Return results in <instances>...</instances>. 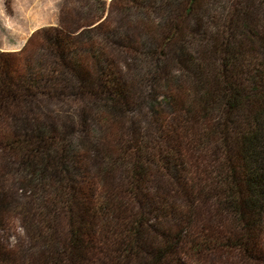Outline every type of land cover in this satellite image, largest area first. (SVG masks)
Here are the masks:
<instances>
[{
    "label": "trees",
    "instance_id": "trees-1",
    "mask_svg": "<svg viewBox=\"0 0 264 264\" xmlns=\"http://www.w3.org/2000/svg\"><path fill=\"white\" fill-rule=\"evenodd\" d=\"M123 1L161 21L0 52V264H264V0ZM105 42L133 53L129 83ZM15 214L27 246L9 248Z\"/></svg>",
    "mask_w": 264,
    "mask_h": 264
},
{
    "label": "rangeland",
    "instance_id": "rangeland-1",
    "mask_svg": "<svg viewBox=\"0 0 264 264\" xmlns=\"http://www.w3.org/2000/svg\"><path fill=\"white\" fill-rule=\"evenodd\" d=\"M123 3V0H0V52H17L21 50L31 35L39 29L54 28L66 32L68 38H74L84 29L89 28L93 31L97 28L94 31V40H96L97 31L100 30L105 32L114 31L115 33H112V35L115 37L123 32L130 37H135L137 34L135 30L140 28L139 30L150 31L154 29L156 22L161 21L160 16H156L155 13L146 15L144 12L135 9H131L122 15L119 8ZM212 7L213 15L218 16L221 13L219 5L214 6L211 1L208 8ZM95 25L96 27H94ZM99 26H101V29H99ZM156 29L161 30L159 27ZM31 44L33 43L31 42ZM112 45L105 42L101 46V50L106 57L110 58L119 67L124 75L123 81L129 83L137 72L138 62L135 61L134 55L129 49L124 46L120 47V45ZM133 92L135 96L141 95L137 85H135ZM42 106L45 110H50L53 106H55V110L60 109V107L64 111L73 109L72 113L68 114V118L64 115H54V117L64 120L63 122L71 123L72 119L76 118V108L71 104L66 108L63 105L43 101ZM134 108L136 109V107ZM138 109L144 108L138 106ZM127 117L141 119L144 117V112L134 110L128 113ZM8 127L6 121H0V135L7 132ZM78 135L79 133H77ZM81 143L82 151L90 156L93 155L92 151L89 152L88 150L91 144L82 140ZM5 158V156H2L1 160H5ZM6 160L8 159L6 158ZM15 191L16 200L26 195V190L23 188H18ZM21 222L19 215L15 214L10 219L9 225L1 232L2 240L9 248L27 246V237ZM201 264L244 263L230 253L218 250L204 254Z\"/></svg>",
    "mask_w": 264,
    "mask_h": 264
}]
</instances>
